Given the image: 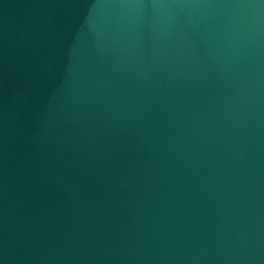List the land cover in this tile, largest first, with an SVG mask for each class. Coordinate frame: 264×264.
I'll use <instances>...</instances> for the list:
<instances>
[{"label": "water", "instance_id": "1", "mask_svg": "<svg viewBox=\"0 0 264 264\" xmlns=\"http://www.w3.org/2000/svg\"><path fill=\"white\" fill-rule=\"evenodd\" d=\"M0 264H264V0H0Z\"/></svg>", "mask_w": 264, "mask_h": 264}]
</instances>
